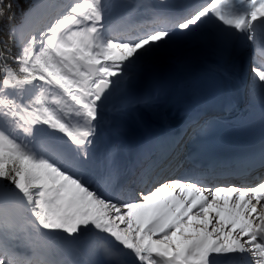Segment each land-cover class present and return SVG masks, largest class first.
<instances>
[{
	"label": "snow or ice",
	"instance_id": "snow-or-ice-1",
	"mask_svg": "<svg viewBox=\"0 0 264 264\" xmlns=\"http://www.w3.org/2000/svg\"><path fill=\"white\" fill-rule=\"evenodd\" d=\"M16 7L0 0V264H264V177L206 182L264 168V149L180 172L145 128L131 165L90 152L113 89L189 43L247 55L264 99V0H31L19 22Z\"/></svg>",
	"mask_w": 264,
	"mask_h": 264
},
{
	"label": "bare ground",
	"instance_id": "bare-ground-1",
	"mask_svg": "<svg viewBox=\"0 0 264 264\" xmlns=\"http://www.w3.org/2000/svg\"><path fill=\"white\" fill-rule=\"evenodd\" d=\"M109 23L118 26V17L111 19ZM246 57L248 56L241 54L233 65L218 61L208 50L196 46L195 42L173 49L154 74L138 77L125 90L116 89L108 109L109 122L104 127L100 126L90 148L93 158L99 162L111 150L118 164L128 166L126 161L135 157H125L124 150L128 143L133 142L135 134L118 123V119L122 117L134 122L140 129L139 133L147 128L149 119L162 123L177 121L178 118L172 117L176 111L180 108L190 111L204 102V99L264 102L259 88H253L251 82L246 91L241 87L240 76ZM149 97L153 98V101L151 106L147 107L145 101ZM141 119L144 127L138 126L137 122ZM162 138L165 143L156 149L157 153L164 152L167 142H178L176 136ZM179 155L181 160L185 153L180 152Z\"/></svg>",
	"mask_w": 264,
	"mask_h": 264
},
{
	"label": "trees",
	"instance_id": "trees-1",
	"mask_svg": "<svg viewBox=\"0 0 264 264\" xmlns=\"http://www.w3.org/2000/svg\"><path fill=\"white\" fill-rule=\"evenodd\" d=\"M18 4H19V7H16L14 9L15 11V15H16V18L20 15L21 13V9L23 8V0H17Z\"/></svg>",
	"mask_w": 264,
	"mask_h": 264
},
{
	"label": "water",
	"instance_id": "water-1",
	"mask_svg": "<svg viewBox=\"0 0 264 264\" xmlns=\"http://www.w3.org/2000/svg\"><path fill=\"white\" fill-rule=\"evenodd\" d=\"M125 123H126L129 127L134 128V126H133L130 122H128V121L125 120Z\"/></svg>",
	"mask_w": 264,
	"mask_h": 264
},
{
	"label": "rangeland",
	"instance_id": "rangeland-1",
	"mask_svg": "<svg viewBox=\"0 0 264 264\" xmlns=\"http://www.w3.org/2000/svg\"><path fill=\"white\" fill-rule=\"evenodd\" d=\"M133 1V0H132ZM69 103H71V101H69ZM189 121H191V119L189 120ZM164 149V148H163ZM165 150V149H164Z\"/></svg>",
	"mask_w": 264,
	"mask_h": 264
}]
</instances>
